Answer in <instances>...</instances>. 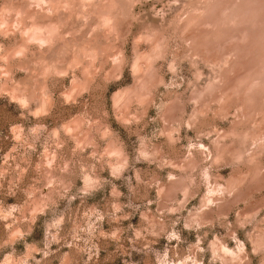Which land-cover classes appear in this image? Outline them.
<instances>
[{
	"label": "clouds",
	"instance_id": "clouds-1",
	"mask_svg": "<svg viewBox=\"0 0 264 264\" xmlns=\"http://www.w3.org/2000/svg\"><path fill=\"white\" fill-rule=\"evenodd\" d=\"M0 264H264V0H0Z\"/></svg>",
	"mask_w": 264,
	"mask_h": 264
}]
</instances>
